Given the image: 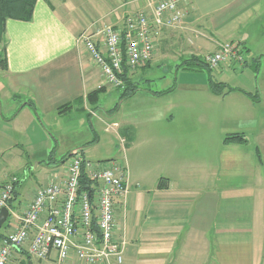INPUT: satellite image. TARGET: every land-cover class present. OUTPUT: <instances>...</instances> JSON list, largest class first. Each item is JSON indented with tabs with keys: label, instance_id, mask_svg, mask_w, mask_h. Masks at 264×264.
I'll list each match as a JSON object with an SVG mask.
<instances>
[{
	"label": "crops",
	"instance_id": "0c3cea01",
	"mask_svg": "<svg viewBox=\"0 0 264 264\" xmlns=\"http://www.w3.org/2000/svg\"><path fill=\"white\" fill-rule=\"evenodd\" d=\"M143 5L36 0L31 20H6L0 96L10 102L0 100V188L17 178L10 207L21 214L38 187L64 175L60 158L79 147L86 159L84 147L100 142L99 123L117 152L108 160L127 169L129 192L115 210V236L126 241L122 264H264V0H189L181 23L155 34L151 59L127 72L128 83L106 85L77 37L86 31L99 43L98 30L120 27ZM227 41L243 46L245 63L211 74L240 91L215 93L206 70L175 64L168 87L138 85L125 95L152 63L202 57ZM96 89L97 101L88 102ZM226 133L245 141L224 144ZM17 226L10 218L7 233Z\"/></svg>",
	"mask_w": 264,
	"mask_h": 264
},
{
	"label": "built area",
	"instance_id": "2783aa9c",
	"mask_svg": "<svg viewBox=\"0 0 264 264\" xmlns=\"http://www.w3.org/2000/svg\"><path fill=\"white\" fill-rule=\"evenodd\" d=\"M188 2L144 0L120 27L106 25L98 30L99 43L86 31L77 41L99 68L104 83L121 87L124 67L132 72L151 59L155 34L178 26ZM202 59L210 70L245 63L243 46L232 41L219 43ZM63 163L64 175L38 187L21 214L7 203L17 178L11 177L0 188V209L7 207L8 218L18 221L17 227L0 238V264H7L15 252L39 260H50L53 255L56 264H122L126 241L115 236V210L124 205L129 192L126 167L116 160L93 163L79 147L70 150ZM82 175L91 182L83 190Z\"/></svg>",
	"mask_w": 264,
	"mask_h": 264
},
{
	"label": "trees",
	"instance_id": "16d2710c",
	"mask_svg": "<svg viewBox=\"0 0 264 264\" xmlns=\"http://www.w3.org/2000/svg\"><path fill=\"white\" fill-rule=\"evenodd\" d=\"M49 1V0H47ZM36 0H0V67L2 69H6L7 67V59H6V51H5V22L7 19H16V20H22V21H29L32 18L33 9L35 5ZM257 66V65H256ZM178 68L182 69H188V70H194V69H200V70H206L208 72V84L211 88V90L215 93H218L220 95L225 94L227 92L238 90V88L230 87L226 83L218 81L213 78L211 74V70L207 67V65L204 63L202 57L198 56H188L186 58H183L179 64H177ZM256 68V67H255ZM256 70V69H255ZM128 69L124 67V73L121 76L122 79L125 81V83H128L129 78L127 77ZM130 85H133L132 88L128 87L124 89L125 95L132 94L137 88L138 85L129 82ZM173 88H167L163 91H153V93H166L169 92ZM100 92V89L92 90L87 93L86 100L88 102L94 103L98 99V94ZM29 105L35 110L34 105L32 102H28ZM71 106L70 103H65L57 107V111L59 113H62L65 109H68ZM116 110V106L112 108V112ZM235 141H245V138L243 134L240 133H226L223 137V143L228 144ZM94 140H92L89 143H93ZM56 140L54 139V145L51 149V157L53 156V153L56 149ZM89 145V144H86ZM256 156L258 161H260V156L258 149H256ZM67 156H64L60 158L56 163L57 165L59 163H63L65 161ZM80 189H87L91 182L88 180L84 175L81 176L80 180ZM14 193V190L13 192ZM12 199L13 196L11 195L10 199L8 200V206H12ZM9 219V218H8ZM8 219L6 220V227L8 226ZM4 235L0 233V238Z\"/></svg>",
	"mask_w": 264,
	"mask_h": 264
},
{
	"label": "rangeland",
	"instance_id": "374dc122",
	"mask_svg": "<svg viewBox=\"0 0 264 264\" xmlns=\"http://www.w3.org/2000/svg\"><path fill=\"white\" fill-rule=\"evenodd\" d=\"M93 1H95L96 3L99 2V0H93ZM178 63H180V61H177L171 57L163 59L162 62L158 64L152 63L151 66L145 68L142 71V73L141 71H139L138 74L134 77V80L136 83H138L137 85H139V87L141 88H148L155 90V89L168 87L171 82L172 75L174 73V69H175L174 65ZM1 69L2 68L0 67V88L3 84H5V81L2 77ZM119 92L120 90L110 91L109 96L106 95L104 96L102 103L105 109H109L114 104L116 100V96H118ZM0 100L3 106H5L6 103L10 102L6 97L3 96H0ZM102 114H104V112H102ZM96 124H97L96 126L99 127V133L101 134L100 142L96 146L95 145L85 146L84 152L86 159L90 160L91 162L103 163L105 162V160L108 161V159H111L113 156H115L117 152L115 151L114 144H112L113 141L110 143V136L102 131L101 124L99 123ZM28 175L29 176H27V178L30 179L33 178L30 174ZM41 175L42 174H39L38 178H40ZM16 202L22 203L23 200L21 199L20 196H18ZM119 211H120V205L118 206L117 212ZM9 220L10 219H8V222ZM9 229L10 227H6V222H5L3 226L0 228V233L6 235ZM11 258L7 262V264H56L53 260H39L35 257L28 256L24 253H20L18 259H14V258L11 259Z\"/></svg>",
	"mask_w": 264,
	"mask_h": 264
},
{
	"label": "water",
	"instance_id": "95a60500",
	"mask_svg": "<svg viewBox=\"0 0 264 264\" xmlns=\"http://www.w3.org/2000/svg\"><path fill=\"white\" fill-rule=\"evenodd\" d=\"M9 217V210L7 207H2L0 209V228L3 226V224L6 222V220Z\"/></svg>",
	"mask_w": 264,
	"mask_h": 264
}]
</instances>
